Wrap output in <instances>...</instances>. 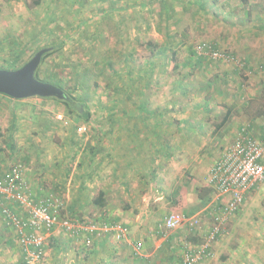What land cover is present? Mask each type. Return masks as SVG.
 Segmentation results:
<instances>
[{
  "label": "rangeland",
  "instance_id": "374dc122",
  "mask_svg": "<svg viewBox=\"0 0 264 264\" xmlns=\"http://www.w3.org/2000/svg\"><path fill=\"white\" fill-rule=\"evenodd\" d=\"M243 10L239 0H0V67L11 69L37 48L63 42L44 67L77 65L79 75L71 74L69 86H77L93 116L101 117L103 130H84L52 97L14 99L0 93V167L21 162L36 196L53 191L63 198L68 217L120 223L132 242L143 243L141 254L118 240L121 252L113 253L109 242L97 253V242L111 234L90 235L85 243L66 237L70 247L64 249L47 237L40 264H180L184 248L203 241L210 223L197 187L209 186L208 169L233 141L238 124L250 122L239 115L223 135L212 134L213 124L224 113L222 103L240 106L264 85V59L252 68L241 61ZM258 23L255 43L261 49L264 21ZM201 41H213L235 58L199 56L194 52ZM258 52L264 57V50ZM84 71L87 78L81 77ZM81 81L85 84L74 85ZM263 100L264 91L250 103ZM126 111H138L159 127L163 145L150 148L149 165L120 166L108 153L115 136L111 124L132 122ZM205 115L208 120L199 127ZM253 124L264 131V118ZM115 170L124 172L120 188L114 185ZM100 192L104 205L97 203ZM170 212L196 214L201 226L190 230L182 224L161 234L158 224ZM226 227L213 255L198 264H238L233 253H264V183L247 195ZM22 262L18 237L0 216V264Z\"/></svg>",
  "mask_w": 264,
  "mask_h": 264
},
{
  "label": "built area",
  "instance_id": "2783aa9c",
  "mask_svg": "<svg viewBox=\"0 0 264 264\" xmlns=\"http://www.w3.org/2000/svg\"><path fill=\"white\" fill-rule=\"evenodd\" d=\"M197 52L214 59L225 57L220 50L209 52L197 48ZM207 181L214 191L212 200L203 208L209 228L199 245L184 248L180 264H198L211 257L214 243L226 233L227 222L247 195L264 182V139L260 141L248 134H238L208 169ZM34 195L22 163L0 168V216L15 231L24 264H40L45 255L46 238L56 228L84 243L89 242L90 235L99 238L109 233L115 240L132 243L135 253L141 254L142 241L132 242L129 231L121 224L71 218L64 213L65 205L60 196L52 192L35 195L36 198ZM182 224L190 230L201 226L196 214L182 216L170 212L158 224V232L174 231Z\"/></svg>",
  "mask_w": 264,
  "mask_h": 264
},
{
  "label": "trees",
  "instance_id": "16d2710c",
  "mask_svg": "<svg viewBox=\"0 0 264 264\" xmlns=\"http://www.w3.org/2000/svg\"><path fill=\"white\" fill-rule=\"evenodd\" d=\"M167 16L169 17V14H167ZM182 37H183V35H182ZM62 45H63V42H60L58 44V46L57 45L45 46V47H50V50L43 54V56L41 58V61H40V64H39V66L37 67V69L35 71V77L37 79L42 80V81H46V82H49V83H52V84L58 86L59 88H61L64 91V93L71 100H73L74 102H76V103L81 105V108L79 110H77V109L71 107V105H70V103L68 101H66L64 99L60 100V99H57L55 97H52L54 99H57L59 102H61L65 106L66 111H67L66 113H68L69 115H71V114L73 115L74 114V119H75L76 122H78L79 120H81L83 122L84 130H86V131H95L96 133L102 132L103 130H101L99 128V122L101 121V117L99 118L98 115L97 116H93V114H92L90 108L88 107L86 101L82 98V96L77 94L78 92L76 91V88H77L76 85H84L85 83L82 82V81L80 82V84L74 82V85L76 86V88H74V90L70 88L71 86H69V81L68 80H71V78H70L71 74L74 75V76L79 75V72L76 71L77 65L76 64H64V65H62V64L58 63L57 65H55V70H50L48 67H46V69H45V67H44L46 59L50 55H52L53 53H56L59 50H61ZM40 48H43V47H39L36 50H34L33 54ZM197 48H202L203 50H208L209 52H212V51H215V50H220V51H222L224 53V50L220 49L217 46V44L214 43L213 41H210V42L209 41H201L198 45H196L195 46V50L196 51L194 53L198 54ZM191 53L194 54L192 49H191ZM198 55L200 56L201 54H198ZM201 56H203V55H201ZM208 57L209 56L204 57V58H208ZM19 58H21L20 55L17 56V59H19ZM171 58H172V60L175 59L174 56H172ZM210 58H212V57H209V59ZM225 58L233 60L235 57L233 55H230V54L226 53L225 54ZM26 61L27 60L21 61V59H20L17 62V60H16L14 64H12V65L10 64L9 66H11V69H17V68L21 67ZM198 61H199V63L201 62L200 60H198ZM241 61H243V59H241ZM16 63H19V64H16ZM261 64H263V63H261ZM244 65L246 67H248V68H252V66H247L245 63H244ZM174 66H176V64H174ZM69 67H72V69L68 70ZM0 68L6 69L4 67H0ZM228 75H230V74L228 73ZM88 76H89L88 75V71H84L83 73H81V77L82 78H87ZM216 76L218 77V75H216ZM222 79H223V77H222ZM261 80H263V78L258 80V82H261ZM242 90H243V88H242ZM256 91H257V93L254 94L255 96L254 95L250 96V98L247 99L246 101H243L240 106H238V104L235 101H232L231 103H226V102L222 103L221 107L224 108V113L221 115L220 120H216L215 123L213 124L214 128L212 129V134H214V133H219L220 135L226 134L229 131V129L232 126H234L235 118L238 117L239 115L243 114V115L247 116V119L249 120L250 123L238 124V126L236 128L237 129V134H236L235 138L238 136V134H241V135H247L248 134V135H250V136H252V137H254V138H256V139H258L260 141L263 140L264 139V131L263 132L256 131L254 129L255 125L253 123L255 122V120H257L259 118H264V100H263V103H260V104L258 103V105H255V106H252L251 103H250L251 99H257L258 97L263 95V91H264L263 83H260L259 85H257ZM126 94L131 96V94L129 92H127V91H126ZM142 104L143 103H141V105ZM116 108H118V107H116ZM114 110H115V108H113L112 111L114 112ZM148 110L149 109H147L146 114L148 113ZM135 113L137 114L136 117L134 116ZM135 113L134 112H132V113L128 112V114H129L128 115L127 111H126V115L128 116L129 119L133 120L135 118V120L133 121L135 123H137L136 122V118H142L144 120L148 119L146 116L142 115V113H140L138 111H135ZM144 114H145V112H144ZM112 118H114L113 115H112ZM216 118H217V116H216ZM202 119L203 120L204 119L208 120V117L205 115V117H203ZM115 124H119V123H115ZM115 124H113V125L111 124V127L109 129L110 131H112L111 128ZM7 144H9V146L12 145L11 142H9ZM229 145H226L225 147H227ZM14 163H16V162H14ZM8 167H10V166H8ZM8 167H3V168L0 167V168L1 169H6ZM24 169H25V167H24ZM256 189H258V188H256ZM256 189H253L251 192L255 191ZM46 192H52V193L60 196L59 194H57V193H55L53 191L40 192V194L38 196H41V195H43ZM35 195H36V193H35ZM35 195L33 196L34 198H36ZM197 195H198V198L200 200L201 205H204V204H208L212 200L211 197L214 196V191H213V188L210 187V186H198L197 187ZM103 196H104V193L100 192L99 196H98V199H97V203L100 204V205H104ZM98 221L99 220H97V222ZM114 223H116V222H114ZM118 224H120V223H118ZM258 264H264V253H262V255L258 256Z\"/></svg>",
  "mask_w": 264,
  "mask_h": 264
},
{
  "label": "crops",
  "instance_id": "0c3cea01",
  "mask_svg": "<svg viewBox=\"0 0 264 264\" xmlns=\"http://www.w3.org/2000/svg\"><path fill=\"white\" fill-rule=\"evenodd\" d=\"M239 3H241V6L244 7V10L242 12L243 18L242 21L240 20L244 24L243 26L244 28L241 30L242 43L240 42L238 48L241 51L242 59L244 63L247 66L253 67L257 63L258 64L261 63L262 60L264 59V57H262V55L258 52V50H264V38L262 39L263 45L261 46V49H258V46L255 43V41L257 40V38H255L256 36L255 27L261 25L258 23V20L260 21L262 19V21H264V0H239ZM249 29L251 30V33L249 32ZM5 100L1 98V101H5ZM8 102L11 104L10 101ZM202 109L203 108L201 107L200 110ZM136 122L137 123L133 122L132 120V122L126 123L125 126L123 127L120 124H115L111 128L115 136L111 137L108 141L109 142L108 153L110 155H113L115 159H117L116 163H119L120 166H122L123 164L127 165L129 163H132V165H130L131 167L135 165L138 166L139 161L145 162L147 165H149V161H152L153 159L152 157L150 159V154L152 153L150 148L158 149L160 146L163 145L161 139L158 137V134L160 133L159 127L155 125L156 124L155 122L154 123L149 122L148 119L144 120L142 118H136ZM204 122L205 121L203 119L197 121L198 126L201 127V125L204 124ZM190 124L193 123L191 122ZM149 125H151V127H149ZM122 161H124V163ZM142 162L139 163V166L141 165ZM123 175L124 172L118 173V170H115L114 177L117 178V182H115L114 185H116L118 188L122 186L121 182L123 180ZM128 175H129L128 177L132 176V174H128ZM125 178H126V174H125ZM118 179H120V181H118ZM205 206L206 204L202 207V209ZM59 236H61V238ZM47 237H48V241H50L49 239L52 240V243L55 245V247L57 246L61 249L70 247L67 246L66 243L64 242V239L68 236L65 235V233L62 230H60V228L58 229L56 228L55 230L51 231V233H49ZM116 241L117 240L110 238V236L101 239L96 244L98 249L97 253H102L100 251H103L106 248L105 246L106 245L108 246L110 244L109 242H113V246L111 247L113 253L121 252V249H119L118 247L119 245L115 244L117 243ZM49 252L55 253L52 252V250L50 249L46 250V253ZM233 254L237 256L238 262L236 263L238 264H258V256H259L258 253H233ZM243 254L246 255L243 256Z\"/></svg>",
  "mask_w": 264,
  "mask_h": 264
},
{
  "label": "water",
  "instance_id": "95a60500",
  "mask_svg": "<svg viewBox=\"0 0 264 264\" xmlns=\"http://www.w3.org/2000/svg\"><path fill=\"white\" fill-rule=\"evenodd\" d=\"M49 50L50 47L38 49L30 59L17 69L0 68V93L14 99L31 96L55 97L68 101L71 107L79 110L81 105L71 100L61 88L35 77V71L43 54Z\"/></svg>",
  "mask_w": 264,
  "mask_h": 264
}]
</instances>
